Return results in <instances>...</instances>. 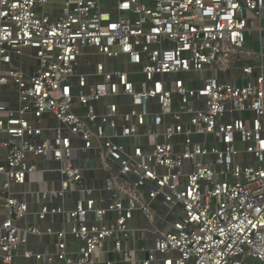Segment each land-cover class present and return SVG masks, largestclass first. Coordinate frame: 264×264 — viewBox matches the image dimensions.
Listing matches in <instances>:
<instances>
[{
    "label": "built area",
    "instance_id": "built-area-1",
    "mask_svg": "<svg viewBox=\"0 0 264 264\" xmlns=\"http://www.w3.org/2000/svg\"><path fill=\"white\" fill-rule=\"evenodd\" d=\"M32 263L264 264V0H0V264Z\"/></svg>",
    "mask_w": 264,
    "mask_h": 264
},
{
    "label": "crops",
    "instance_id": "crops-1",
    "mask_svg": "<svg viewBox=\"0 0 264 264\" xmlns=\"http://www.w3.org/2000/svg\"><path fill=\"white\" fill-rule=\"evenodd\" d=\"M83 164L88 165L90 167L98 166V162L96 159H90V160H87V162L83 161ZM40 165L42 167H44L46 165L52 166L54 164L53 163L48 164V162L42 161L40 163ZM97 174H98V176L99 175L101 176L103 174V172L98 171ZM33 180H37V182L31 183L30 185H28L31 189L33 188V190L36 188L46 190L48 188H55L58 185L57 183H54L55 182L54 180H56L55 175L53 173H50V172H42V173L35 174V175H33ZM24 189H26V187H24ZM28 197L31 198V195ZM59 220H60L59 217L56 218V221H59ZM29 221L35 222V221H37V218L35 216H31L29 218ZM54 225L56 227H60L59 223H56ZM39 240H40L39 238H35V237L32 238V240H31V245L36 250H41V251L42 250H45V251L52 250V245H51L52 238L45 237L43 243H41ZM20 262H21V260H20ZM32 264H34V263H32Z\"/></svg>",
    "mask_w": 264,
    "mask_h": 264
},
{
    "label": "rangeland",
    "instance_id": "rangeland-1",
    "mask_svg": "<svg viewBox=\"0 0 264 264\" xmlns=\"http://www.w3.org/2000/svg\"><path fill=\"white\" fill-rule=\"evenodd\" d=\"M102 7H103V9H109V7H108V5H107L106 2H103ZM46 9L48 10V12H50V6H49V5L46 6ZM254 23L257 24L256 21H254ZM248 38H249V43H250L251 46H253V47H254L255 49H257V50L260 49V41L258 40V38L256 37V35H254V36H252V37H248ZM90 61H91V63H93L92 60H90ZM79 70H80V72H83V71L85 70V69H84V65L81 66ZM92 70H93V67H92ZM240 74H241V73H239V75H240ZM239 83H240V84L243 83L242 78L239 79Z\"/></svg>",
    "mask_w": 264,
    "mask_h": 264
}]
</instances>
